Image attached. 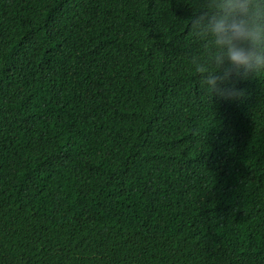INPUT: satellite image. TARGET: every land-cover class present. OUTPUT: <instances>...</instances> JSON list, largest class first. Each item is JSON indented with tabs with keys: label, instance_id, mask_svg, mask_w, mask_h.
<instances>
[{
	"label": "trees",
	"instance_id": "16d2710c",
	"mask_svg": "<svg viewBox=\"0 0 264 264\" xmlns=\"http://www.w3.org/2000/svg\"><path fill=\"white\" fill-rule=\"evenodd\" d=\"M210 0H0V264H264V72L208 97Z\"/></svg>",
	"mask_w": 264,
	"mask_h": 264
},
{
	"label": "clouds",
	"instance_id": "9594fccd",
	"mask_svg": "<svg viewBox=\"0 0 264 264\" xmlns=\"http://www.w3.org/2000/svg\"><path fill=\"white\" fill-rule=\"evenodd\" d=\"M192 23L209 52L198 69L204 92L238 99L243 90L237 79L264 72V0H210Z\"/></svg>",
	"mask_w": 264,
	"mask_h": 264
}]
</instances>
